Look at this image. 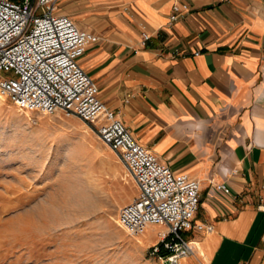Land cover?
<instances>
[{"label":"crops","instance_id":"obj_1","mask_svg":"<svg viewBox=\"0 0 264 264\" xmlns=\"http://www.w3.org/2000/svg\"><path fill=\"white\" fill-rule=\"evenodd\" d=\"M174 1L55 3L99 37L78 58L99 98L172 170L198 179L194 218L213 228L183 232L195 254L264 264V0H187L169 20Z\"/></svg>","mask_w":264,"mask_h":264},{"label":"rangeland","instance_id":"obj_2","mask_svg":"<svg viewBox=\"0 0 264 264\" xmlns=\"http://www.w3.org/2000/svg\"><path fill=\"white\" fill-rule=\"evenodd\" d=\"M135 193L91 124L20 109L0 94V264H165L149 254L162 227L145 239L149 227L128 233L118 223V207ZM186 257L179 264L207 263Z\"/></svg>","mask_w":264,"mask_h":264},{"label":"built area","instance_id":"obj_3","mask_svg":"<svg viewBox=\"0 0 264 264\" xmlns=\"http://www.w3.org/2000/svg\"><path fill=\"white\" fill-rule=\"evenodd\" d=\"M55 1L0 0V94L20 109L61 111L91 124L116 151L136 186L135 195L118 208V223L128 233H139L148 224L164 225L149 254L165 264H179L194 244L183 232L213 228L194 218L199 181L187 172L172 170L99 98L96 83L78 61L99 37L56 12ZM186 8L187 0L174 1L169 20ZM140 35L142 43L150 36L146 31ZM214 187L230 190L226 182ZM258 207L264 210V201Z\"/></svg>","mask_w":264,"mask_h":264},{"label":"bare ground","instance_id":"obj_4","mask_svg":"<svg viewBox=\"0 0 264 264\" xmlns=\"http://www.w3.org/2000/svg\"><path fill=\"white\" fill-rule=\"evenodd\" d=\"M115 206H119L118 204H116ZM119 208V207H118ZM106 216L108 217V218H113V212H110V211H107L106 212ZM153 225H155V224H148V225H146V227L141 231V232H143L147 227H149V226H153ZM158 227H160V226H158ZM161 230L162 229H164L165 227H164V225H161ZM152 228V227H151ZM150 227L148 228V229H146L144 232H143V236H144V238L145 239H150V233H151V231H150V229H151ZM157 231H159V229L157 230ZM196 250H197V248H195V244H193V251H192V254L194 253H196ZM186 256H184V257H182V258H185ZM181 258V259H182ZM180 259V260H181Z\"/></svg>","mask_w":264,"mask_h":264}]
</instances>
